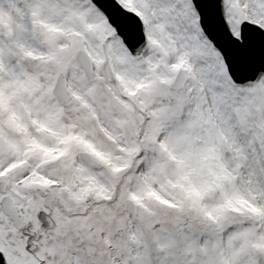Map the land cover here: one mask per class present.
I'll list each match as a JSON object with an SVG mask.
<instances>
[{"label": "snow or ice", "instance_id": "snow-or-ice-1", "mask_svg": "<svg viewBox=\"0 0 264 264\" xmlns=\"http://www.w3.org/2000/svg\"><path fill=\"white\" fill-rule=\"evenodd\" d=\"M0 264H264V0H0Z\"/></svg>", "mask_w": 264, "mask_h": 264}]
</instances>
